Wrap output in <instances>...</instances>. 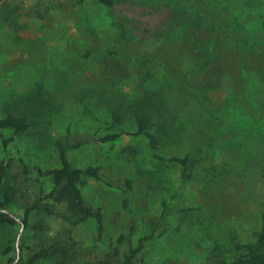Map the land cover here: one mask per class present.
<instances>
[{
    "label": "rangeland",
    "instance_id": "374dc122",
    "mask_svg": "<svg viewBox=\"0 0 264 264\" xmlns=\"http://www.w3.org/2000/svg\"><path fill=\"white\" fill-rule=\"evenodd\" d=\"M107 1L0 0V264L235 261L264 237V0Z\"/></svg>",
    "mask_w": 264,
    "mask_h": 264
},
{
    "label": "trees",
    "instance_id": "16d2710c",
    "mask_svg": "<svg viewBox=\"0 0 264 264\" xmlns=\"http://www.w3.org/2000/svg\"><path fill=\"white\" fill-rule=\"evenodd\" d=\"M104 4H108L107 0H100ZM74 3H81L82 0H73ZM15 127L21 126V122L18 120L10 121H0V127ZM105 140V139H104ZM192 165L185 167V178L187 179V171ZM7 167L2 164L0 171L2 175H6ZM80 172L72 168L66 161H63V166L59 170L53 172V189L47 195L57 204H66L67 210L73 215L72 218L73 225L79 224L90 216L89 212L81 206L80 192L77 187V183L80 182ZM0 210V225H14L19 223L15 216L6 211V206H2ZM26 218V215H25ZM130 259V258H129ZM129 259H127L123 264H128ZM63 264V263H62ZM67 264V263H66ZM99 264H110L108 262H101ZM221 264H264V237L262 236L258 242L251 248H249L245 253H241L235 261Z\"/></svg>",
    "mask_w": 264,
    "mask_h": 264
}]
</instances>
